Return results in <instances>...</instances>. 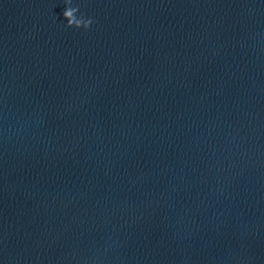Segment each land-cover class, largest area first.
<instances>
[{"label": "clouds", "instance_id": "obj_1", "mask_svg": "<svg viewBox=\"0 0 264 264\" xmlns=\"http://www.w3.org/2000/svg\"><path fill=\"white\" fill-rule=\"evenodd\" d=\"M66 3L68 5H71V0H66ZM78 8L76 7H67L63 13L64 17L67 20L66 27H75L77 29L83 27L85 30H87L90 25L93 23L92 19L83 18V15H81L80 18L77 17L76 13L78 12Z\"/></svg>", "mask_w": 264, "mask_h": 264}]
</instances>
